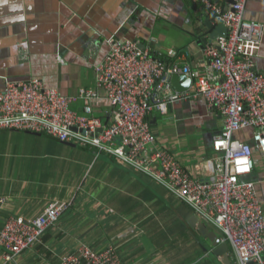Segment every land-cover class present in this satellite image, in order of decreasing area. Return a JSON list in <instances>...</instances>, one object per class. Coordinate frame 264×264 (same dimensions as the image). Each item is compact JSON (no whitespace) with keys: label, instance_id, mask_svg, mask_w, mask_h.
I'll return each instance as SVG.
<instances>
[{"label":"crops","instance_id":"crops-1","mask_svg":"<svg viewBox=\"0 0 264 264\" xmlns=\"http://www.w3.org/2000/svg\"><path fill=\"white\" fill-rule=\"evenodd\" d=\"M245 15L263 26L254 69L264 76V0H247ZM206 17L190 0H0V91L5 82L29 78L61 95L94 88V66L112 38L161 53L173 49L183 53L181 64L203 66V51L212 43L200 40L209 34ZM71 109L81 113L82 106ZM93 111L110 122L113 109L102 91ZM149 125L159 146L206 178L222 120L202 100L169 105L166 115L151 114ZM251 135L247 129L235 137L251 142ZM253 150L256 164L244 179L256 183L264 206V157ZM0 196L7 199L0 230L8 217L31 220L53 200L70 203L40 243L10 262L0 250V264H59L82 246L101 252L109 245L121 264H221L212 240L179 199L113 157L95 158L90 149L45 135L0 131Z\"/></svg>","mask_w":264,"mask_h":264},{"label":"built area","instance_id":"built-area-1","mask_svg":"<svg viewBox=\"0 0 264 264\" xmlns=\"http://www.w3.org/2000/svg\"><path fill=\"white\" fill-rule=\"evenodd\" d=\"M246 1L190 0L206 16L213 14V24L221 22L227 31L225 38L205 47L203 66L181 64L183 53L173 49L161 53L112 38L106 42L108 52L94 66V88H80L69 96L45 88L38 78L5 82L0 91V131L45 135L90 149L95 158L113 157L179 199L215 230L220 243L228 245L233 264H264V206L256 183L244 179L256 164L253 149L264 157V76L254 69L263 26L246 18ZM180 75L191 80L183 92L172 87V77ZM100 91L113 109L108 123L93 113ZM198 99L222 120L221 131L212 137L204 179L159 146L149 125L151 114L166 115L169 105ZM78 103L81 113L71 109ZM247 129L252 130L251 142L235 137ZM5 204L7 199L0 196V210ZM69 205L53 200L31 220H4L0 230L4 260L10 262L40 243ZM59 264L121 262L109 245L101 252L82 246L62 255Z\"/></svg>","mask_w":264,"mask_h":264},{"label":"water","instance_id":"water-1","mask_svg":"<svg viewBox=\"0 0 264 264\" xmlns=\"http://www.w3.org/2000/svg\"><path fill=\"white\" fill-rule=\"evenodd\" d=\"M227 3L231 4L232 0H227ZM226 9H227V6L225 7V10ZM203 25L207 29V32H209V34L206 35L205 38L200 39L201 42H203L204 44L208 43V41H214L219 38L226 37L227 31L222 25V23L218 22L217 24H213V14L208 15L206 19L203 20ZM190 83H191V80L189 77L182 76V75L172 77V87L176 91H179V92L185 91L186 89H188ZM25 133L40 136V134L29 133V132H25ZM61 144L71 147V148L76 147L74 144H70V143H61ZM194 219L200 224V227H199L200 231L201 229L206 231L207 237L212 240L213 247L215 248L216 254H218V256L221 257V264H232L231 260L229 259L228 253H227L229 250L228 245L226 243L220 244V241L217 235L213 232H209L208 229L206 228L205 223H203L197 217H194ZM248 264H256V263L249 262Z\"/></svg>","mask_w":264,"mask_h":264},{"label":"trees","instance_id":"trees-1","mask_svg":"<svg viewBox=\"0 0 264 264\" xmlns=\"http://www.w3.org/2000/svg\"><path fill=\"white\" fill-rule=\"evenodd\" d=\"M14 132V131H13ZM93 154H94V152H93ZM228 256H229V259L231 260V263H232V254H231V251H230V249L228 250ZM233 264V263H232Z\"/></svg>","mask_w":264,"mask_h":264}]
</instances>
